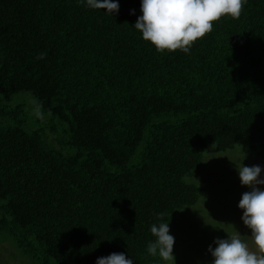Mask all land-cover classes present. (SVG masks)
<instances>
[{
    "label": "trees",
    "instance_id": "16d2710c",
    "mask_svg": "<svg viewBox=\"0 0 264 264\" xmlns=\"http://www.w3.org/2000/svg\"><path fill=\"white\" fill-rule=\"evenodd\" d=\"M110 2L0 0V245L24 264H168L150 228L163 213L175 245L208 149L264 160V0L188 53L142 39L141 0Z\"/></svg>",
    "mask_w": 264,
    "mask_h": 264
},
{
    "label": "clouds",
    "instance_id": "9594fccd",
    "mask_svg": "<svg viewBox=\"0 0 264 264\" xmlns=\"http://www.w3.org/2000/svg\"><path fill=\"white\" fill-rule=\"evenodd\" d=\"M85 3L91 9L106 10V14L119 8L118 3L110 0H85ZM245 3L246 0H141L142 15L133 27L157 53L177 50L188 53L196 41L212 32L213 24L221 18L238 19ZM36 114L42 118L39 107ZM237 171L241 186L251 189L242 195L238 204L243 211V225L251 236L245 239L233 228L227 239L215 240L217 246L214 250L209 246L208 251L213 264H264V191L258 187L264 185V179H259L261 167L241 165ZM158 219L162 222L150 228L155 239L149 242L147 253L174 264L175 241L169 234L168 218L160 213ZM96 264H133V261L124 254L113 253L98 258Z\"/></svg>",
    "mask_w": 264,
    "mask_h": 264
},
{
    "label": "rangeland",
    "instance_id": "374dc122",
    "mask_svg": "<svg viewBox=\"0 0 264 264\" xmlns=\"http://www.w3.org/2000/svg\"><path fill=\"white\" fill-rule=\"evenodd\" d=\"M27 102L30 103L28 98ZM250 154L248 150L239 148L232 152L216 153L210 147L203 156L197 180L186 179V182L204 186L205 190L198 207L186 209L176 217L177 241L172 252L174 264H213L209 246L214 250L217 246L214 241L227 239L233 228L245 239L251 236L241 220L243 211L238 208L242 195L251 189L241 186L237 167L260 166L259 179H264V160L257 156L250 157ZM258 187L264 191V185ZM0 264L24 262L14 256L8 244H1Z\"/></svg>",
    "mask_w": 264,
    "mask_h": 264
}]
</instances>
